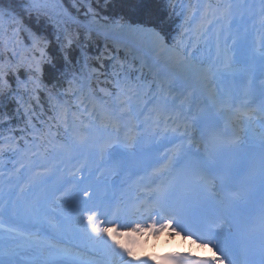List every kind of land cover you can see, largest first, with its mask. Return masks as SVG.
Returning <instances> with one entry per match:
<instances>
[{
	"label": "snow or ice",
	"instance_id": "6c2138e0",
	"mask_svg": "<svg viewBox=\"0 0 264 264\" xmlns=\"http://www.w3.org/2000/svg\"><path fill=\"white\" fill-rule=\"evenodd\" d=\"M247 7V16L243 9ZM56 0H29L26 11L30 14L35 13L37 17L45 16L49 22L54 21ZM66 14V10H65ZM259 17V28L261 30L260 47L258 49L259 58L264 66V0H260L258 10L254 5L236 4L231 2L209 4L201 12L199 9L189 10L185 14V24L188 28L196 25V30L200 37L212 31L215 24L226 23L229 30L235 26L234 34L224 36V46H221L222 31L216 33V56L205 67L204 63L193 64L184 55V51L179 44L169 46L162 35V31L156 25H133L131 23H121L117 21L113 25H104L111 28L119 35L131 42L141 44L151 50L157 61L165 66L180 69L189 78L198 84L208 87L217 76L223 75L231 70L235 59V46H240L242 57L248 54V28L247 20H255ZM8 18V12L0 9V102L9 98L14 99L18 105L16 112L24 110V116L31 124L32 106L30 101H25L24 96L34 97L37 90L47 91L48 99L55 111V119L67 126L69 117V105L67 101H62L58 94L54 93L56 85L51 89L43 86L41 79L44 64L55 66V57L59 55L65 62L69 61V49L73 46L74 39L70 32L60 28L55 23L57 31L55 34V44L58 46L56 52H50L52 41L38 32L28 31V42L19 40L20 27L12 28L9 32L4 20ZM14 19V18H13ZM159 23H163V17L158 18ZM98 23V22H97ZM184 26V25H182ZM186 30H188L186 28ZM87 31L90 33L92 28ZM232 40V46L228 45V40ZM9 53L11 55L9 56ZM230 53H232L230 55ZM255 52L253 53V57ZM222 68V70H221ZM21 71L26 74V79H21ZM16 77V88L13 89L8 77ZM85 88L83 80L77 81L75 78L68 81V91L74 96H82ZM117 91L107 93L108 96L115 95L118 106L123 110L125 107L131 110V102L136 98L135 92L126 83L117 81ZM163 89V85H161ZM22 90V91H21ZM250 93L245 92V96ZM121 97H124L121 99ZM208 100L213 107L226 105L238 124L245 123L244 118L254 116L259 112L264 115V96L257 109L242 111L249 108V102L237 104L234 97L221 96L214 89L209 93ZM83 103V99L80 100ZM169 104L166 97L157 100L149 115L155 114V123L158 125L161 120L168 123ZM95 109V105L93 106ZM88 109L85 108V111ZM92 113H89L91 115ZM112 123V126L120 130L118 119H114V113H105ZM7 113L4 118H7ZM177 120L180 119L178 115ZM185 131L182 133L188 136L191 142L196 133L200 134L202 140L220 147L222 141L220 134L214 131V121L208 118H196L189 124L187 115L184 117ZM175 122V121H174ZM191 128V132L188 129ZM179 125L173 128L177 131ZM80 143H84L85 137L77 138ZM129 141L136 142V137H127ZM5 143L11 144V139L7 138ZM107 145L101 146L100 152L103 155ZM229 149L244 161L253 173L251 179L245 181L239 188L233 189L232 198L221 201V206L215 208L205 202L206 207L215 209V214L210 217V222L216 224L218 231H212L207 224L200 219V213L192 211V196L206 187L208 177L205 169L195 154L184 151L183 146L176 149L175 158L168 157L167 163L157 169L159 175L152 181L156 186L151 189V194L143 204H137L136 199L129 198L123 204H116L113 208L110 204L103 203L87 206L81 212H90L80 223V230L83 236L93 242V246H99L103 252L102 260L85 259L81 249H74L69 245H62L61 239L54 235L42 236L39 232H26L12 227H5L0 221V264H147V258H141L138 250L143 247L148 238L156 240L161 233L167 232L169 237L178 236L181 240H191L193 244L199 241H207L214 249L213 257L208 259H193L191 264H264V134L254 140H249L247 134L241 135L237 132L234 139L229 141ZM4 150V145H0V151ZM109 157L117 160L123 156L118 149H113L108 153ZM191 156V158H190ZM173 169H179L180 173L175 179H161L170 174ZM239 171L233 170V176H238ZM194 178V179H193ZM258 180L260 194L257 198L253 192L252 185ZM159 181V183H157ZM214 192L215 189H208ZM241 204L243 210L233 214ZM15 208V204H13ZM7 210L6 204H0V214ZM27 213H34L35 209L26 207ZM109 215L112 219H108ZM231 216V222L228 217ZM100 217H104L101 221ZM148 219L152 222L148 223ZM217 221L220 223L217 224ZM120 222V226L127 228L128 231H118L116 227H101V223ZM225 224L228 226L225 227ZM170 230V231H169ZM183 233V235H182ZM105 236L107 239H105ZM195 237V239H192ZM109 241L111 243H109ZM207 246L204 243L198 247ZM31 254L34 258L25 262L17 257ZM219 253V255H216ZM161 264H180L181 260H190L191 254L172 253L162 257H154Z\"/></svg>",
	"mask_w": 264,
	"mask_h": 264
},
{
	"label": "trees",
	"instance_id": "16d2710c",
	"mask_svg": "<svg viewBox=\"0 0 264 264\" xmlns=\"http://www.w3.org/2000/svg\"><path fill=\"white\" fill-rule=\"evenodd\" d=\"M29 0H0V9L8 12V18L4 20V24L8 27L9 32L12 28L20 27L21 32L19 34V40L28 42V29L33 32H38L40 35L48 37L52 43L50 45V52H56L58 46L55 44L56 27L55 23L60 25V28L70 32L74 41L80 44L86 49L89 55L91 52H96L95 46L97 44L94 33L86 34V30L83 27V23L90 21L89 18L95 17L98 22L114 24L117 21L121 23H131L133 25H156L158 30L162 31L164 37L169 38L171 35V26L166 18V13L162 8L161 0H60L64 8L68 11L69 16L65 15L59 4L55 10V17L53 22H49L47 17H37L35 13H29L26 11V7ZM163 17V23H159L158 18ZM14 18V19H13ZM11 53H9V56ZM3 59V56H0ZM71 59L75 60L73 63ZM80 54L79 49L72 47L69 49V63L72 67L71 74L76 68H80ZM91 62L90 60H88ZM68 62H65L62 57L56 55L55 66L52 64H44L43 75L41 77L43 86L47 89H51L53 85H56L54 89L55 94H59L60 88L64 85L63 76L68 69ZM26 74L21 71V79H26ZM9 83L13 89L16 88V77L9 76ZM22 91V90H21ZM38 95V92L35 93ZM42 108L47 106H41ZM13 106V99L9 98L4 102H0V109L9 110ZM4 119L2 122L4 123Z\"/></svg>",
	"mask_w": 264,
	"mask_h": 264
},
{
	"label": "bare ground",
	"instance_id": "6f19581e",
	"mask_svg": "<svg viewBox=\"0 0 264 264\" xmlns=\"http://www.w3.org/2000/svg\"><path fill=\"white\" fill-rule=\"evenodd\" d=\"M202 2L207 4V5H209V3L205 2V1H202ZM203 6H204V4H203ZM61 8H62V10L65 13L66 9L64 8L63 5H61ZM66 14L68 16H70L67 10H66ZM86 24H87V22H86ZM112 32H114V31L110 29L109 32L106 35L114 37L115 39H119V38L126 39L125 37L117 35L116 32L115 33H112ZM168 35H169V39H171L172 36L170 34H168ZM127 41H129V40L127 39ZM114 43H117V41H115ZM130 43L132 44V46L134 45L136 47H134L135 49L132 48V49H128L127 51H130L131 53H134L136 55L142 56L143 58H148L149 57V59L151 61H153L155 64H157V66H156L150 60H149L150 61V63H149V62H146L145 60L140 58V61L142 62L141 66H144V67L147 66V68L151 69L152 71L157 70L158 74L162 78V79L160 78L161 81L168 79L166 82L170 81L171 84H173L172 87L176 88L173 92L174 93L176 92V96H178L180 98L179 99L178 97H175L174 99L178 98L177 100L183 101V106L185 107V109H187L188 111L191 110L193 108V106L196 103H198L201 99H203V101H202L203 103H207L208 102L209 105L212 106L210 101L208 100L209 93L213 90L212 82H211V84L208 87H205L203 84H198L195 81H193L191 78H189L180 69H176V68H173L171 66H165L162 63L158 62L156 56L154 55V53L151 50H149L147 47H145V46H143L141 44H138V43L131 42V41H129V43H126V44L130 45ZM122 47H123V45H120V46H117L115 48L120 50V51H123L124 49L128 48L125 45H124L123 48ZM101 57H102V55H99V56H97V59L100 60ZM246 68L247 67H243V66L237 65L236 63H233L231 70L228 71V72H225L221 76L226 75L225 77H223L224 79H227L228 77H231L233 75H235V76H244V75L248 74V72H246ZM250 68H253V67L250 66ZM110 72L112 73V71H110ZM101 76L104 77V78L106 77L105 75H101ZM162 82H164V81H162ZM228 83L229 82H226L225 86H223V90L225 92L223 95L228 96L229 94H231V96H234L235 95L234 92H236V91H235V89H233V90L229 89L228 88ZM231 83H234L233 80H232ZM242 96H244V95L243 94L239 95V97H242ZM29 98H30V103H39L41 106H45L44 99L39 98V101H37V99H35L34 97H29ZM69 107H70V105H69ZM212 109L217 111V113H218V115L220 117H223V119L225 120L228 128H230V126H232L234 129H237L238 132H240L241 135H242V133L240 131V128L252 129L254 134L251 137H254V138H257L261 134H264V131L254 130L252 128L253 121H251L249 123V119L248 118L244 119L245 123L243 125L238 124V122L236 121L235 117L232 116L231 112H229L227 110V106L226 105H217V106L213 107ZM49 112H50V110H49ZM79 113H82L81 112V107L79 109L78 108L77 109L76 108L75 109H70L69 117H68V124L67 125H69V120H77V119H79V117H78ZM55 115H56V113L54 111V115L53 116H49V117L45 118V119H47L46 121H48V123L52 127L56 126V124L53 123L54 121H56ZM105 115L106 114L102 113V117L105 116ZM34 116L37 118L36 119L37 122H33V120H31V124L39 123V125H41V126L45 125L44 121H41V122L39 121L41 119V117H40V115L37 112L34 113V115L32 117H34ZM103 121H105V120H103V118H100V122H103ZM56 131H57L56 129H52V131L50 130L46 134V136H44L47 139V141L50 142L53 146H56L57 142L55 140H57L59 138V136H60ZM83 132H86V129H83L82 133ZM27 138H28V142H27L28 144L31 143L33 145H36L35 142L40 137L34 131L30 135H28ZM150 140L151 141H155L156 139H155V137H152ZM58 154H59V152H55L53 157H55ZM17 156H19V157H21V159H23V158L29 157L30 155L28 153H25V152L21 151V150H17ZM33 160H37V159L34 158ZM146 160H147V157H146ZM37 163H39V162H37ZM129 167L132 168L131 165H129ZM134 169H136V168L134 167ZM164 234H166V236H169L167 232H164ZM156 242H159L158 238L156 240H153L151 237H149L147 243L138 250V254H140V256H142L144 254V252L146 253L147 251L155 249V247L153 245ZM174 242L176 243V240ZM183 242L184 243H179L178 246L184 247L185 249H192L191 247H188L189 242L187 240H184ZM164 246L165 245L163 243L159 244V247H161V248H164Z\"/></svg>",
	"mask_w": 264,
	"mask_h": 264
},
{
	"label": "rangeland",
	"instance_id": "374dc122",
	"mask_svg": "<svg viewBox=\"0 0 264 264\" xmlns=\"http://www.w3.org/2000/svg\"><path fill=\"white\" fill-rule=\"evenodd\" d=\"M89 20H90L89 23H90L91 27L97 28L98 30H100L99 32H102V33H105V34H107L111 28H105L104 25H109V26L113 25V24H110V23H105V22L104 23H101V22H98L95 17L89 18ZM112 33H115V31L112 32ZM116 34L119 35L118 33H116ZM128 47H129V49H132V48L134 49V47H136V46L129 45ZM141 58L143 59L142 56H141ZM83 107H85V106L83 105ZM83 112H84L83 113L84 115L87 114L85 111H83ZM39 204H41V207H43L45 205L44 203H41V202L38 203V205ZM38 205H36V206H38ZM42 214L43 213L41 212L40 215H42Z\"/></svg>",
	"mask_w": 264,
	"mask_h": 264
}]
</instances>
